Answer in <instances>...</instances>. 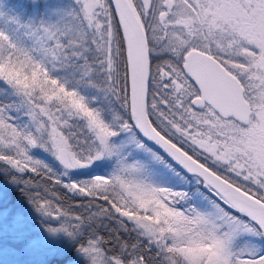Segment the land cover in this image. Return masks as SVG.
<instances>
[{
	"label": "snow or ice",
	"instance_id": "1",
	"mask_svg": "<svg viewBox=\"0 0 264 264\" xmlns=\"http://www.w3.org/2000/svg\"><path fill=\"white\" fill-rule=\"evenodd\" d=\"M0 264H264V0H0Z\"/></svg>",
	"mask_w": 264,
	"mask_h": 264
}]
</instances>
